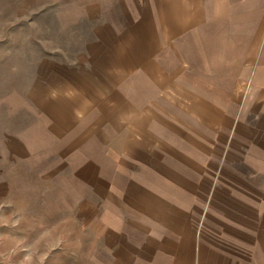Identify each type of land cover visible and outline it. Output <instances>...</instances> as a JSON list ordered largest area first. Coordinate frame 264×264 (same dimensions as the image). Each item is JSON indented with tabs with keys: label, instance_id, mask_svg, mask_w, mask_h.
Instances as JSON below:
<instances>
[{
	"label": "crops",
	"instance_id": "crops-1",
	"mask_svg": "<svg viewBox=\"0 0 264 264\" xmlns=\"http://www.w3.org/2000/svg\"><path fill=\"white\" fill-rule=\"evenodd\" d=\"M40 3L74 54L13 137L34 156L50 110L80 125L61 147L90 259L264 264V0Z\"/></svg>",
	"mask_w": 264,
	"mask_h": 264
},
{
	"label": "rangeland",
	"instance_id": "rangeland-1",
	"mask_svg": "<svg viewBox=\"0 0 264 264\" xmlns=\"http://www.w3.org/2000/svg\"><path fill=\"white\" fill-rule=\"evenodd\" d=\"M55 18L43 12L40 0H0V264H98L89 253L90 215L76 218L64 182L69 152L61 145L77 137L80 125L68 118L61 123L58 110H50L59 137L51 133L49 150L34 156L13 137L36 123L28 118L39 102L51 106L64 99L57 74L75 48L59 45L65 38L58 34L67 33L59 32ZM68 114L74 117L73 110Z\"/></svg>",
	"mask_w": 264,
	"mask_h": 264
}]
</instances>
